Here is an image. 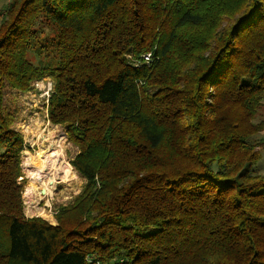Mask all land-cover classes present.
Instances as JSON below:
<instances>
[{
    "label": "trees",
    "instance_id": "obj_1",
    "mask_svg": "<svg viewBox=\"0 0 264 264\" xmlns=\"http://www.w3.org/2000/svg\"><path fill=\"white\" fill-rule=\"evenodd\" d=\"M44 77L84 179L54 224L4 99ZM263 104L264 0H2L0 264H264Z\"/></svg>",
    "mask_w": 264,
    "mask_h": 264
},
{
    "label": "rangeland",
    "instance_id": "obj_2",
    "mask_svg": "<svg viewBox=\"0 0 264 264\" xmlns=\"http://www.w3.org/2000/svg\"><path fill=\"white\" fill-rule=\"evenodd\" d=\"M1 2L2 0H0ZM52 88V80L49 77H44L33 81L30 89L25 92L5 87L4 99L7 107L14 112L13 127L22 134L25 144V149L21 154L24 180L21 193L23 214L27 218L38 216L54 224L56 209L69 202L72 196L81 190L84 179L69 166V160L78 152V148L68 139L62 126L52 124L47 119L48 96ZM260 120H264V104L259 108L255 122ZM259 137H264V132H261ZM40 150L46 151L47 154L58 153L56 158L68 164L73 170L70 178L56 183L49 195L41 193L38 184L33 182L35 169L38 165L37 155ZM259 168L264 172V149L261 151ZM29 185L36 188L34 194H25ZM32 200L33 203L29 205L27 202Z\"/></svg>",
    "mask_w": 264,
    "mask_h": 264
},
{
    "label": "bare ground",
    "instance_id": "obj_3",
    "mask_svg": "<svg viewBox=\"0 0 264 264\" xmlns=\"http://www.w3.org/2000/svg\"><path fill=\"white\" fill-rule=\"evenodd\" d=\"M57 155L59 154L58 153L57 154H47V152L44 150H40L38 152V155H37L38 165L36 166V169H35V173L33 176V182L38 184V188L40 190L43 189V194L49 195L51 193L52 187H54L56 183H59L61 180L66 179L68 177L70 178L72 174L73 170L71 167H69L70 165L68 166V164L59 161L56 158ZM35 161H36V158H35ZM52 169H54V172H52ZM35 189L36 188H34V186L29 185L26 188L25 194H34ZM27 203L31 205L33 203V200Z\"/></svg>",
    "mask_w": 264,
    "mask_h": 264
},
{
    "label": "built area",
    "instance_id": "obj_4",
    "mask_svg": "<svg viewBox=\"0 0 264 264\" xmlns=\"http://www.w3.org/2000/svg\"><path fill=\"white\" fill-rule=\"evenodd\" d=\"M144 59L147 61L148 60V55L144 56Z\"/></svg>",
    "mask_w": 264,
    "mask_h": 264
},
{
    "label": "water",
    "instance_id": "obj_5",
    "mask_svg": "<svg viewBox=\"0 0 264 264\" xmlns=\"http://www.w3.org/2000/svg\"><path fill=\"white\" fill-rule=\"evenodd\" d=\"M41 193H43V189L41 190Z\"/></svg>",
    "mask_w": 264,
    "mask_h": 264
}]
</instances>
